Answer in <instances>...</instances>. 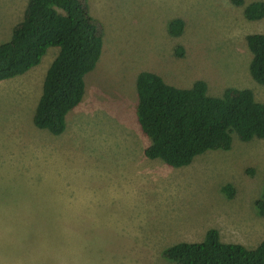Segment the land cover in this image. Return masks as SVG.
<instances>
[{
	"label": "rangeland",
	"instance_id": "374dc122",
	"mask_svg": "<svg viewBox=\"0 0 264 264\" xmlns=\"http://www.w3.org/2000/svg\"><path fill=\"white\" fill-rule=\"evenodd\" d=\"M86 1L103 45L61 134L31 120L58 47L0 83V264H174L162 250L201 241L210 228L224 242L255 247L264 238V215L254 207L263 190L264 139L234 136L229 150H208L181 167L149 159L135 78L148 70L181 88L204 80L210 95L250 88L264 103L245 41L264 33V17L244 15L257 0ZM26 3L0 0V42ZM174 18L184 21L178 35L169 33ZM226 183L232 198L220 191Z\"/></svg>",
	"mask_w": 264,
	"mask_h": 264
},
{
	"label": "trees",
	"instance_id": "16d2710c",
	"mask_svg": "<svg viewBox=\"0 0 264 264\" xmlns=\"http://www.w3.org/2000/svg\"><path fill=\"white\" fill-rule=\"evenodd\" d=\"M230 1L235 6L244 4V0ZM244 15L249 20L263 18L264 1L247 4ZM168 27L170 34L178 35L184 21L171 19ZM245 41L251 52L249 74L264 85V33L247 34ZM102 45L101 23L91 15L86 0H27L10 38L0 42V82L25 73L41 62L50 47H58L32 121L37 128L59 135L65 130L67 113L83 97L84 76L96 65ZM175 51L182 54L183 48ZM135 85L136 118L150 139L144 148L149 159L181 167L208 150H229L234 136L246 142L264 139V103L255 99L250 88L227 87L220 95H210L204 80L181 88L148 70L137 73ZM220 191L232 198L235 190L226 183ZM254 207L264 215V182ZM161 256L174 264H264V238L248 248L222 241L219 232L210 228L201 241L174 243Z\"/></svg>",
	"mask_w": 264,
	"mask_h": 264
},
{
	"label": "crops",
	"instance_id": "0c3cea01",
	"mask_svg": "<svg viewBox=\"0 0 264 264\" xmlns=\"http://www.w3.org/2000/svg\"><path fill=\"white\" fill-rule=\"evenodd\" d=\"M1 82H2V81H1ZM1 82H0V83H1ZM32 116H33V115H32ZM31 120H32V119H31Z\"/></svg>",
	"mask_w": 264,
	"mask_h": 264
}]
</instances>
